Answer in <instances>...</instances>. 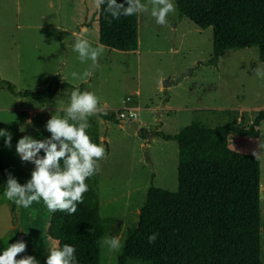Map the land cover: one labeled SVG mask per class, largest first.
Here are the masks:
<instances>
[{
  "label": "rangeland",
  "instance_id": "374dc122",
  "mask_svg": "<svg viewBox=\"0 0 264 264\" xmlns=\"http://www.w3.org/2000/svg\"><path fill=\"white\" fill-rule=\"evenodd\" d=\"M139 2L147 11L137 13V48L118 50L98 42V0H0V78L17 90L45 89L61 81L81 84L98 97L99 106L114 112L141 105L144 108L130 118L148 132L174 133L188 124L191 128L229 125L224 131L208 132V149L187 148V158L219 156L221 147L230 155L256 154L262 186L259 190L264 194V118L248 131L258 111L264 109V75H257L258 69L264 73V61L258 57L257 46L227 48L214 64H207L211 26L195 25L180 16L176 7L166 17L167 23L160 25L151 11L162 5H153L151 0ZM78 37L93 48H104L96 64L89 56L81 62L79 52L73 50ZM73 72L81 78H73ZM181 73L185 74L176 83L162 87V80H175ZM72 91L58 88L52 98L38 100L0 85V131L6 133L0 136V145L6 190L12 179L25 188L26 196L35 191H29L27 184L37 168L35 161L41 158L37 152L32 159L22 160L17 144L37 126L44 128L47 121L41 117L24 125V108L32 103L70 105ZM166 97L173 106L170 111L161 108ZM150 105L156 108H145ZM53 113L57 118L63 116L59 110ZM241 118L249 128L238 135L233 130ZM90 119L98 117L89 116L87 122ZM120 119L123 124L125 120ZM98 129L105 139L99 144L105 149V157L99 161L96 174L99 216L102 221L111 220L100 238L99 264H116L118 251L109 252L110 245L105 241L116 237L122 242L126 229L136 220L147 187L179 192L176 146L155 133L146 139L128 132L112 120L101 121ZM8 134L10 146L5 144ZM51 137V132L42 129L32 139ZM259 207L260 264H264V199H260ZM49 214L42 199L24 208L0 193V255L8 245L24 242L25 250L16 255V260L32 257L34 264H47L55 248V241L46 234ZM127 264L150 263L129 259Z\"/></svg>",
  "mask_w": 264,
  "mask_h": 264
},
{
  "label": "trees",
  "instance_id": "16d2710c",
  "mask_svg": "<svg viewBox=\"0 0 264 264\" xmlns=\"http://www.w3.org/2000/svg\"><path fill=\"white\" fill-rule=\"evenodd\" d=\"M173 2L180 16L187 17L201 28L212 27L211 54L207 64H214L227 48L251 45L257 46L258 57L264 61V0ZM116 3H123L125 8L129 6L125 0H116ZM112 11L121 13V17L115 19ZM122 12L123 9L117 8L109 11L108 0L98 2V42L118 50H135L137 13L122 16ZM0 85L19 96L35 99L51 98L58 88L90 91L81 84L66 81L56 82L45 89L17 90L12 83L0 78ZM60 113L70 124L84 123L79 120V113H76V121L68 117L67 110H60ZM117 113L103 109L96 116L121 123ZM263 118L264 109H260L255 121ZM88 123L90 127L86 134L92 143L98 145L96 120L90 119ZM228 127L190 128L175 133L156 131L155 134L163 139H181L192 134L200 146L208 147L202 135ZM45 153L46 149L38 151L41 159ZM64 159L59 161L61 173L67 170ZM55 172V166H50L49 173ZM96 174L86 178L89 190L83 194V202L77 204L74 214L59 209L49 214L46 234L55 241L54 250L63 251L65 244L75 248L70 257L65 256L68 264H99L100 238L111 220L102 221L99 216ZM4 178L0 145V193L6 190ZM259 202V158L256 154L184 159L179 166L178 193L154 185L147 187L139 217L122 238L116 264H127L129 259L150 264H260ZM13 206L11 203L12 212ZM153 233H158L156 241L149 243L148 237Z\"/></svg>",
  "mask_w": 264,
  "mask_h": 264
},
{
  "label": "clouds",
  "instance_id": "9594fccd",
  "mask_svg": "<svg viewBox=\"0 0 264 264\" xmlns=\"http://www.w3.org/2000/svg\"><path fill=\"white\" fill-rule=\"evenodd\" d=\"M103 3V0H98ZM129 5L124 7L121 3L117 5L116 0H108V10L113 8L123 9L122 16H131L133 14L147 11L145 5L139 0H125ZM153 5H162V7H152L151 15L156 18V22L160 25L167 23L166 17L175 12V5L171 0H151ZM115 19L121 17V13L112 11ZM80 54V60L83 62L86 56H89L93 64H96L97 58L103 54L104 48L98 46L93 48L87 40L77 38L73 48ZM88 73L85 72L84 76ZM257 75L261 76L259 69ZM73 78H81L77 72L72 73ZM68 117L76 121L79 113V120L84 123L70 124L66 118H57L52 115L48 120L46 128L52 133L51 140L59 141V151L57 144L51 140H34L28 136L22 137L17 144V152L21 154L22 160H30L40 149H46L43 159L35 161L37 168L32 173V179L27 184V189L35 191L31 195L26 196L25 188L16 183L15 180L9 179L8 188L4 192V197L14 202L18 207L28 208L33 202H39L41 199L49 211L55 212L67 210L69 215L74 214L77 210V204L83 202V194L89 190L85 183L86 178L95 175L100 168L99 161L105 157V149L91 142V138L86 134V130L90 127L87 122L89 116H96L103 112V107L98 106V97L90 91H80L75 89L71 92V104L67 109ZM6 135L4 131H0V136ZM64 139L61 140L60 138ZM10 134H8L5 144L10 146ZM70 142V143H69ZM64 159L67 170L61 173L59 161ZM55 166L56 172L49 173V167ZM15 197H19L16 199ZM158 233H153L148 237L149 243H155ZM110 245L108 251H119L122 247L120 239L113 237L105 241ZM24 242H17L8 245L0 255V264H34L33 258L16 260L18 253L25 250ZM75 251L73 246L64 245L63 251L53 250L47 259V264H68L65 256H71Z\"/></svg>",
  "mask_w": 264,
  "mask_h": 264
},
{
  "label": "crops",
  "instance_id": "0c3cea01",
  "mask_svg": "<svg viewBox=\"0 0 264 264\" xmlns=\"http://www.w3.org/2000/svg\"><path fill=\"white\" fill-rule=\"evenodd\" d=\"M81 28H83L82 26H81ZM84 29V28H83ZM81 38H83V37H81ZM100 44V43H99ZM102 45V44H101ZM164 77H161L160 79H163ZM174 84V83H173ZM74 85V84H73ZM159 87H161V85H159ZM53 97V96H52ZM51 97V98H52ZM41 99H49V98H41ZM39 100V99H38ZM43 102V101H42ZM70 105H64V106H48V105H44L43 103H32L31 105H29V106H27L26 108H24L25 109V111H26V116H25V118H24V125H26L25 124V122L26 123H28V122H31L33 119H36V118H41V117H43V119H46V121L48 122V120L49 119H51V117H52V115H54V113L53 112H56L57 110H67L68 109V107H69ZM99 106V105H98ZM142 108H144V107H142L141 105H135V106H132V109L135 111V115H136V111L138 110V109H142ZM145 108H147V109H154V108H156L154 105H150L149 107H145ZM162 109H165V110H168V111H170L169 109H172L173 108V106L170 104V102H169V97H166L164 100H163V103H162V107H161ZM19 109H22V108H19ZM23 109V110H24ZM104 109V108H103ZM252 120V119H251ZM101 121H105V120H102V119H100L99 117H98V119L96 120V123H97V127L99 126V123H101ZM137 121V120H136ZM254 122V123H253ZM252 122V124H251V127H250V129L248 130V131H252V127H253V125L254 124H256L257 123V121H255V119H254V121ZM138 123V122H137ZM45 124V127L44 128H42V126H37L36 127V129L33 131V132H29V133H27V134H25V136H28V137H30L31 139L32 138H37L39 135H40V130H42V129H45V130H47V128H46V125H47V123H44ZM117 124H119L120 125V127H122V124L121 123H117ZM41 125V124H40ZM138 125H139V123H138ZM27 126V125H26ZM123 128V127H122ZM191 127H190V124H188V125H186L184 128H181V130H179L178 132H184V131H187L188 129H190ZM215 128V127H214ZM229 128V127H228ZM228 128H226V129H228ZM235 129L233 130L236 134H240V133H242V132H245V130H246V128H249V126L248 125H246V123H245V121H244V118H241V121H240V123H239V126L238 127H234ZM193 129H208V128H193ZM225 129V130H226ZM224 131V130H223ZM132 132H135V131H132ZM219 132H221V131H219ZM152 134H153V136L155 135L154 133V131L153 132H151ZM175 133V132H174ZM98 134H99V144L101 143V142H103V141H105V139L104 138H102L103 136H101V134H100V132H99V129H98ZM208 134V132L207 133H205V134H203L202 135V137L206 140V142H207V145H208V147H203V148H209V146H210V144H209V142L207 141V139H206V135ZM152 136V137H153ZM151 137V138H152ZM150 138V139H151ZM147 139V138H146ZM166 140H170L171 142H174L175 143V146H176V156H175V165L177 166V169L179 170V166H180V162L182 161V160H184L185 158L186 159H189V158H187V157H190V155H189V152L188 151H186V149L187 148H194V149H196V148H200L199 146V144H198V141H197V138H196V136L195 135H192V134H190V135H187V136H185V137H183V138H181V139H166ZM142 142H140V144H141ZM98 144V145H99ZM196 144H198V145H196ZM174 146V145H173ZM202 147V146H201ZM207 149H205V150H207ZM219 152H220V155L219 156H222L223 154H224V152L226 153V154H228L227 153V149H225V147H221L220 149H219ZM260 186V185H259ZM260 187H262V186H260Z\"/></svg>",
  "mask_w": 264,
  "mask_h": 264
},
{
  "label": "water",
  "instance_id": "95a60500",
  "mask_svg": "<svg viewBox=\"0 0 264 264\" xmlns=\"http://www.w3.org/2000/svg\"><path fill=\"white\" fill-rule=\"evenodd\" d=\"M189 72H190V70L185 72V73H189ZM185 73H181L180 76L175 80H171L169 78L162 80V83H161L162 87H166L171 83H176ZM122 127L128 132L135 131L137 134H139L140 136H143L147 139H150L153 136V134L151 132H148L142 126L138 125V123L135 119H130V120L124 121L122 124ZM259 199H264V194L262 193L261 190H259ZM139 214H140V212L138 211L136 219H138Z\"/></svg>",
  "mask_w": 264,
  "mask_h": 264
},
{
  "label": "built area",
  "instance_id": "2783aa9c",
  "mask_svg": "<svg viewBox=\"0 0 264 264\" xmlns=\"http://www.w3.org/2000/svg\"><path fill=\"white\" fill-rule=\"evenodd\" d=\"M118 116L122 119H124L125 121L130 120V119H134V118H130V117H135V111L132 108H125L122 107L120 109H118L117 111Z\"/></svg>",
  "mask_w": 264,
  "mask_h": 264
}]
</instances>
